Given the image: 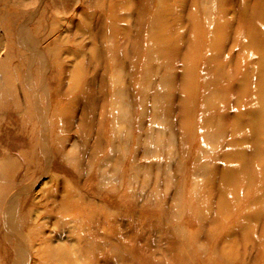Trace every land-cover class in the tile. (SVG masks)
<instances>
[{
    "label": "rangeland",
    "instance_id": "rangeland-1",
    "mask_svg": "<svg viewBox=\"0 0 264 264\" xmlns=\"http://www.w3.org/2000/svg\"><path fill=\"white\" fill-rule=\"evenodd\" d=\"M48 1L65 113L44 144L28 134L27 176L25 138L2 116L16 93L34 124L50 105L52 125L45 49L59 44L48 21L31 23L26 48L0 20V159L21 165L12 179L0 169V193H16L24 214L22 236L0 216V264H13L19 236L27 264H264L258 0Z\"/></svg>",
    "mask_w": 264,
    "mask_h": 264
},
{
    "label": "bare ground",
    "instance_id": "bare-ground-1",
    "mask_svg": "<svg viewBox=\"0 0 264 264\" xmlns=\"http://www.w3.org/2000/svg\"><path fill=\"white\" fill-rule=\"evenodd\" d=\"M48 4H49L48 0H0V20H5V21L7 20V22H11L14 25V28L16 30L15 31L16 35H15V38L14 37L13 38L15 40L14 39H10V40H13L14 42H16V45L18 43L20 45L22 44L23 46H25L28 43V40L30 39L29 36H31V34L29 33L30 30H31V27L34 26L31 23L36 24V27H40L39 25L43 21H48L49 22L50 32L52 30L55 33V35L52 34L53 35L52 36L53 37L52 40L54 41V43L56 42V44H59L56 47H46V49H45V53H47L49 51L51 53V56H52L51 61H49L47 66H46V68L49 69V73H51V74H48L47 80H50V79L52 80L53 79L56 82V85L51 89V93H50L51 100L53 101V103H52L53 106L51 108V114L54 117V121H53L52 125L50 126L48 121H46V119H45V117H46L45 115H46L47 111L49 110L47 107L50 106V105H48L46 103L47 107H44V106H38L37 107V110H36L37 114H35V115H37L36 116L37 117V121H36L37 124H34L32 122V115H31V113L29 111V105H30L29 102L30 101L27 98H25L23 100V102H21L17 98L16 93H13V95H12L13 99H12V101H10L9 106L5 109L4 115L2 116V119L3 118L4 119H8V121L10 122V127H11V130H12V133L21 134L25 138V146H24L23 149L20 150V153H21L22 158L24 160V164H23V166L25 167L24 176H27V171H28V168H29V162L31 161L29 153L27 151V148L29 147L30 141H31L30 138L28 137V134L30 133V131H33L34 129L39 130V132L41 133V138H42L41 143L44 144L43 143L44 142L43 139L45 137L44 135L49 132V129H52L54 127L55 128L60 127L61 121H62L64 113H65V109H64V107L62 105V102H63V99H64V93L61 90L59 80H58V78L55 75V71H57V69H58V71H60L61 70L60 68L62 67L61 66L62 65V59L60 57L61 53H62V48L60 47V45H62V44L60 42L62 41V39H60L61 38L60 37V32H59V29H58L56 21L54 19L48 20V16L46 17V15H48V13H47ZM256 6H257L256 11H255L256 19L261 20L264 23V0H258V3H257ZM51 14H54V12L53 13L51 12ZM52 16H54V15H52ZM54 17H56V16H54ZM44 25H46V24H44ZM11 28L12 27H10V29ZM13 32L14 31H12V33ZM6 35H8L7 32H6ZM76 35H77V33H76ZM39 36H41V35H39ZM73 36L75 37V34H73ZM6 37L8 38V36H6ZM35 37H36V35H35ZM45 37H46V35H45ZM49 41H50V39H49ZM3 43H4V41H3ZM6 43H7V40H6ZM253 43H254L255 46L258 45V47H257L258 58H264V42H263L262 37L260 35H255L254 39H253ZM2 44H1V46L3 47ZM8 45H10V44H8ZM2 47H0V48L2 49ZM11 47H13V46L11 45ZM5 50H6V48H5ZM42 51H44V50H42ZM74 52H72V53H74ZM15 55L16 54H14L12 52L9 53L7 51L5 53L4 59H2V60H7L8 61L7 64H6V66H7L6 68L9 71H12V72L15 71V69L17 67L16 63L12 59ZM34 55L35 54L33 52V49H29L28 55H26V56L29 58L30 56H34ZM37 56H38V54H37ZM22 57H24V56H22ZM17 58H18V56H17ZM38 58H39V56H38ZM32 60H31V62H32ZM42 62H43V60H42ZM0 64H2L1 60H0ZM24 69L25 68H23V70ZM18 70H20V72H22L21 69H18ZM25 73H26V71H25ZM3 74H5V76H6V72L5 71H4ZM29 74H28V76H29ZM31 76H33V74ZM6 77H4V79ZM21 77H23V76H21ZM28 78H26V79H28ZM14 81H15V79H14ZM21 81H22V79H21ZM10 82H11V79L9 81V84H10ZM72 90H74V86H72ZM47 92H48V90H47ZM44 95L46 96V93H44ZM49 100L50 99H48V102H49ZM71 101H72V103H75V101H76V96H74L73 92L71 93ZM38 103L40 104V102H38ZM54 153L57 156L58 155V150L56 149V151ZM20 166L21 165H19V162L17 161V159H14V157L11 156L10 154H7L6 157H4L3 159H0V169L1 170L3 169L2 171H6V169H10V171H9L10 174L8 173V175L10 176L11 179L15 176L14 174L16 173L17 169ZM1 172H0V174H1ZM21 208H22V202L20 201V198L18 197V195H16V193H14V194H8L7 193V194H4V195L0 193V216H1L2 220H3L4 226H9V229H10L11 233L13 235H15V236H17V234L18 235L22 234V231H18L15 228V226H21L22 222L24 221V214L21 212ZM17 211H20V214H21L20 219L17 218V214H16V213H18ZM22 239H21L20 236L17 237L15 239L16 242L14 243V245L12 247V253H13L12 263L13 264H27V262H28L29 252H28V249H27V245H25V241H23L24 239L23 240Z\"/></svg>",
    "mask_w": 264,
    "mask_h": 264
}]
</instances>
